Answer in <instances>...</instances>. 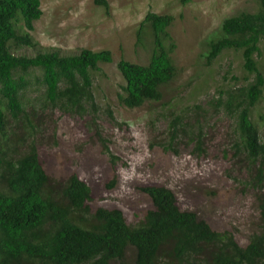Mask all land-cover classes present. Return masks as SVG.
I'll use <instances>...</instances> for the list:
<instances>
[{
    "label": "rangeland",
    "instance_id": "obj_1",
    "mask_svg": "<svg viewBox=\"0 0 264 264\" xmlns=\"http://www.w3.org/2000/svg\"><path fill=\"white\" fill-rule=\"evenodd\" d=\"M107 10L93 0H40L41 11L28 33L43 51L60 55L73 54L81 48L108 50L111 61L98 63L90 71L92 94L99 107L94 116L61 113L56 109L39 110L41 98L35 79L37 69L29 70L21 92L30 101V116L35 135L37 161L46 176L62 181L74 174L89 188L90 210L96 207L118 209L126 224L140 221L151 208L140 187L157 185L168 188L179 210H190L214 231L230 232L238 245L257 224L255 190L246 185V170L229 150L232 116L225 113L217 99L228 88L244 86L253 74L242 67L239 50L223 49L209 64L205 54L209 40L221 35L223 18L240 12L257 10L256 0H106ZM169 14L172 19L162 40L172 44L169 58L174 66L171 80L160 87L159 101L144 102L136 108L118 104L123 80L115 67L120 59L146 64L151 52V32L138 24L147 12ZM23 32L21 20L15 24ZM136 34L139 36L137 37ZM13 54L31 56L35 49L12 46ZM257 69L263 76L259 98L251 107L250 120L264 141V45L258 43L253 53ZM108 107L111 117L101 112ZM27 111L29 110L26 109ZM179 117L174 138L168 147L172 128L170 120ZM15 137L24 139L17 123ZM9 129H7V132ZM104 139L107 150L115 157L110 162L98 141ZM199 131L202 152L192 151ZM28 138L27 141H30ZM21 150L22 147H19ZM113 180V184L107 187ZM264 191V185H263Z\"/></svg>",
    "mask_w": 264,
    "mask_h": 264
},
{
    "label": "trees",
    "instance_id": "obj_2",
    "mask_svg": "<svg viewBox=\"0 0 264 264\" xmlns=\"http://www.w3.org/2000/svg\"><path fill=\"white\" fill-rule=\"evenodd\" d=\"M107 10L106 0H93ZM187 0H180L185 3ZM257 1L253 13L240 12L220 23L221 35L207 43L205 63L209 64L223 49L239 50L242 67L253 74L244 86L230 87L216 106L233 118L229 150L246 170V185L255 190L257 224L243 246L226 230L214 231L195 212L179 210L173 193L164 186L140 187L151 208L133 225L126 224L118 209L85 204L89 188L74 174L62 181L45 175L35 152V124L30 116L36 111L21 92L28 81L25 74L39 71L37 83L39 110L56 109L61 113L94 116L99 112L93 94L90 71L98 63L111 61L108 50L81 48L73 54L43 51L31 40L32 23L41 14L40 0H0V264H264V141L249 118L251 107L259 98L263 76L253 60L258 43L264 45V0ZM169 14L147 11L138 24L151 32V52L146 64L120 58L115 67L123 85L116 93L118 104L139 107L144 102L159 101L160 87L174 73L169 58L172 44L165 47V28ZM21 20L23 32L14 24ZM138 37L139 35L136 34ZM10 45L34 48L31 56L17 55ZM29 110L27 111L26 109ZM101 112L111 117L108 107ZM179 117L170 120L176 132ZM17 123L24 132L15 137ZM7 129L9 131L7 132ZM98 141L110 162L115 157L107 150L96 131ZM19 147H22L21 150ZM192 151L202 152L199 131L195 133ZM113 184L111 180L107 187Z\"/></svg>",
    "mask_w": 264,
    "mask_h": 264
}]
</instances>
